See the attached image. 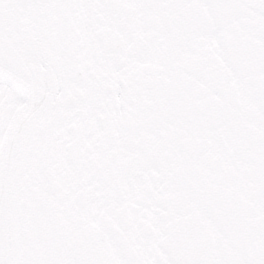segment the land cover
I'll use <instances>...</instances> for the list:
<instances>
[{
    "label": "snow or ice",
    "instance_id": "1",
    "mask_svg": "<svg viewBox=\"0 0 264 264\" xmlns=\"http://www.w3.org/2000/svg\"><path fill=\"white\" fill-rule=\"evenodd\" d=\"M0 264H264V0H0Z\"/></svg>",
    "mask_w": 264,
    "mask_h": 264
}]
</instances>
